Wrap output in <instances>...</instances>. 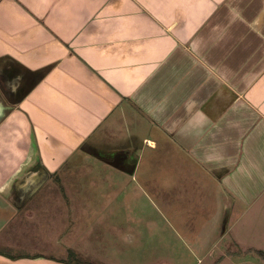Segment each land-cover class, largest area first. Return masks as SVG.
<instances>
[{
    "label": "crops",
    "instance_id": "0c3cea01",
    "mask_svg": "<svg viewBox=\"0 0 264 264\" xmlns=\"http://www.w3.org/2000/svg\"><path fill=\"white\" fill-rule=\"evenodd\" d=\"M98 166L162 217L112 256L61 239ZM254 215L264 0H0V264H264Z\"/></svg>",
    "mask_w": 264,
    "mask_h": 264
},
{
    "label": "rangeland",
    "instance_id": "374dc122",
    "mask_svg": "<svg viewBox=\"0 0 264 264\" xmlns=\"http://www.w3.org/2000/svg\"><path fill=\"white\" fill-rule=\"evenodd\" d=\"M97 163L95 162V165ZM98 168H101L98 166ZM101 169H104L106 173H103L96 178L95 182L89 181L88 183L81 184V188L84 189L82 192L81 198L75 199V212L79 211L77 214H74L73 226L78 225H86L88 224V228L91 229L87 232H75V231H64L62 232L64 234V237L61 239H66L68 236L72 237V240H75V244L77 242H87L88 243V249L91 251H96L99 255H113L112 251L114 249L113 245H120L122 244V247H118L120 250L126 248V240L123 239L121 230L122 228H130L134 224V227L137 231H142V228H148L149 223H159L162 222L161 214H158L152 207L151 204H149L148 200L146 198H132L131 193L134 190L136 183H132L128 181L124 177V175H121L119 172H115L113 168L110 167H102ZM117 174L121 177L120 182L114 183V181L109 180L106 176L107 174ZM117 179L118 176H116ZM92 179V178H91ZM90 179V180H91ZM94 183V184H93ZM139 187L142 190H145V184H138ZM182 188V187H181ZM157 189L154 188L152 191L153 195L155 196ZM155 199V198H154ZM160 199V198H159ZM155 205L160 208L159 200L155 199ZM84 207V211H80L81 208ZM152 211V212H151ZM83 212V213H80ZM58 213V212H57ZM57 216V214H55ZM58 217H60V214H58ZM252 218L244 219V224L253 225L257 224L260 227L264 228V219L258 218L257 215L251 216ZM190 219V216L187 214L181 215L178 222L184 221L188 222ZM69 223V222H68ZM116 224L120 230L117 231L113 235L112 231V225ZM70 225V223H69ZM68 225V226H69ZM98 229V230H97ZM132 228V230H135ZM164 228L163 231H149L147 232V241L152 242H159L161 239H163V235H166V238L171 240V233ZM132 230L130 233H132ZM260 230V231H259ZM259 231V233H258ZM70 233V235H69ZM240 235H242V231L238 232ZM119 234V236H117ZM133 234V233H132ZM131 234V235H132ZM259 234V239L264 241V229L260 228L257 230H251L247 233V238H250L251 236H255ZM120 238L122 240V243L119 242ZM264 245V242L261 243ZM117 248V247H116ZM117 248V251H118ZM160 250V248H157ZM262 251H264V247H261ZM134 253L132 252L131 255ZM130 255V254H128ZM140 255L141 254H137ZM162 259L170 260L172 259V252L164 253L161 252L158 254ZM144 256H146V253L144 252ZM123 258H127V253L123 254Z\"/></svg>",
    "mask_w": 264,
    "mask_h": 264
},
{
    "label": "trees",
    "instance_id": "16d2710c",
    "mask_svg": "<svg viewBox=\"0 0 264 264\" xmlns=\"http://www.w3.org/2000/svg\"><path fill=\"white\" fill-rule=\"evenodd\" d=\"M260 254H262L264 256V251H260Z\"/></svg>",
    "mask_w": 264,
    "mask_h": 264
}]
</instances>
